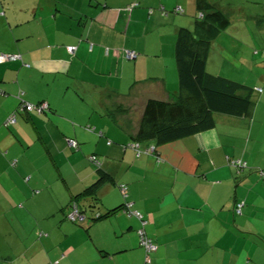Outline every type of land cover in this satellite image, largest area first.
Wrapping results in <instances>:
<instances>
[{
	"label": "crops",
	"instance_id": "0c3cea01",
	"mask_svg": "<svg viewBox=\"0 0 264 264\" xmlns=\"http://www.w3.org/2000/svg\"><path fill=\"white\" fill-rule=\"evenodd\" d=\"M210 1L229 18L224 30L237 50L218 64V35L206 68L251 86V110L216 114L214 127L137 155L130 143L145 100L177 93L176 31L192 28L194 0H0V53L17 55L0 62V198H40L26 214L44 223L37 252L46 260L264 264V0ZM41 100L45 113L18 108ZM237 158L247 164L240 172L230 162ZM103 173L109 178L78 199L82 224L63 220L71 199ZM126 201L141 218L123 209L89 218ZM139 229L155 250L140 246Z\"/></svg>",
	"mask_w": 264,
	"mask_h": 264
},
{
	"label": "trees",
	"instance_id": "16d2710c",
	"mask_svg": "<svg viewBox=\"0 0 264 264\" xmlns=\"http://www.w3.org/2000/svg\"><path fill=\"white\" fill-rule=\"evenodd\" d=\"M194 2L196 15L194 16L192 28L180 26L176 31L174 57L178 76L177 93L172 100L154 97H149L145 100L138 128L133 136V142L130 143V146L134 148L137 155L144 152L143 149L145 148L140 146V142H149L146 147L153 146L155 148L150 154H157L156 147L158 145L178 140L214 127L216 114L223 113L243 116L249 113L253 105V88L251 86L220 74L211 73L207 70L206 64L211 41L216 38L221 31L228 27L230 20L225 13L210 0H194ZM134 5H136V3L131 4L129 7ZM160 9L164 12L163 8ZM175 11L181 12L180 9L177 8ZM70 47L73 46H68V49ZM129 49L130 48H122L123 57L127 60H134L128 59L125 55L126 50ZM136 53L138 55V52ZM41 101L36 103L25 102L26 104H31L33 107L29 110H25L24 108L22 111L45 113L49 109V104L47 109L39 110ZM89 129L91 128L89 127ZM66 142L71 148H78V143L76 141L75 146L69 145L68 139ZM92 156L97 160L95 155ZM237 159L231 160V164L232 161ZM242 161L245 162V160ZM233 166L237 167V171L240 172L243 168L247 167V164L245 162L243 165ZM262 175H264V173ZM108 178L109 175L107 173L101 174L93 184L71 199L68 203L65 217L69 219L67 213L70 207L75 205L79 213L83 215V219L78 221L69 219V221L79 225L82 224L86 216L78 199L88 196L90 192H95ZM91 199L96 200V198ZM240 202L242 205L244 204L243 200L236 201L234 204V212L237 203ZM124 206L125 204L114 207L104 214L97 211L93 212L92 216L89 218L100 219L107 217L115 211L120 209L124 210ZM145 263L147 262L145 261L144 264ZM49 264L56 263L51 262Z\"/></svg>",
	"mask_w": 264,
	"mask_h": 264
},
{
	"label": "rangeland",
	"instance_id": "374dc122",
	"mask_svg": "<svg viewBox=\"0 0 264 264\" xmlns=\"http://www.w3.org/2000/svg\"><path fill=\"white\" fill-rule=\"evenodd\" d=\"M229 31H221L215 42L218 50L215 49L216 52L214 55L217 56L218 64H220L222 59L221 53L222 55H229L230 52L237 50L236 42H232L228 38ZM228 39L229 42H225ZM224 47L226 50L223 49ZM228 66L230 68V65L226 63L223 65L224 69ZM40 202V198H0V264H41L47 259L44 250L37 252L38 246L40 245L37 234L44 223L42 222L40 224L41 220L36 218L34 214H26L28 212L27 206H35ZM63 220L72 222L65 216ZM47 221H50L51 224L49 218ZM60 221L62 220H59L58 224ZM54 225L57 226L56 224ZM21 230H24L25 234H17ZM51 262L46 260V264Z\"/></svg>",
	"mask_w": 264,
	"mask_h": 264
},
{
	"label": "built area",
	"instance_id": "2783aa9c",
	"mask_svg": "<svg viewBox=\"0 0 264 264\" xmlns=\"http://www.w3.org/2000/svg\"><path fill=\"white\" fill-rule=\"evenodd\" d=\"M75 49V47H70L69 50L71 52H73ZM125 55L128 59H135L136 56H137V53L134 51V50H126L125 52ZM17 55L15 54H5V53H0V62H3V61H6V60H10V59H16ZM33 106H31V104H26V103H21L19 104L18 108L19 110H29L31 109ZM48 108V103L46 101H41L40 104H39V110H45ZM16 121V116L14 113L10 114L9 117L7 118V121L6 123H14ZM68 144L69 145H72V146H75L76 142L75 140H72V139H68ZM134 146H137V145H134ZM155 148L153 146H147L143 149V151L145 153H151L153 152ZM90 159L95 162L96 164H98V161L95 160V157L94 156H91ZM232 164L233 165H243L245 164L244 161H242L241 159H237L235 161H232ZM263 174V172H261ZM120 190H121V193L124 197L127 196V193H126V186L124 184H120ZM242 203H237V206H236V209H235V212L236 213H240L241 212V207ZM125 206L126 208L124 209L125 210V213H127L128 215H136L138 216L139 218H141V215L139 212L137 211H132L130 210V206H131V202H128L126 201L125 202ZM67 217L72 220V221H78V220H82L83 219V215L79 213V210L77 208V206L73 205L70 207V210L69 212L67 213ZM138 234H139V237H140V241H139V244L141 246H143L146 250V252H150V251H153L156 249V245L151 241V239L149 237H147L145 234H144V231L142 229H139L138 230ZM145 261L146 262H149L150 261V258L148 256H146L145 258Z\"/></svg>",
	"mask_w": 264,
	"mask_h": 264
}]
</instances>
